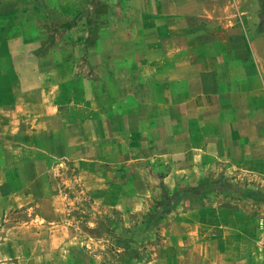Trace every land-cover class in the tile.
<instances>
[{
  "label": "rangeland",
  "instance_id": "rangeland-1",
  "mask_svg": "<svg viewBox=\"0 0 264 264\" xmlns=\"http://www.w3.org/2000/svg\"><path fill=\"white\" fill-rule=\"evenodd\" d=\"M6 1L0 13L14 18ZM64 1L73 10L55 11L45 25L36 7L21 5L17 15L30 16L31 30L46 36L45 49L59 46L69 58L77 48L79 75L98 81L108 74L117 82L113 95L117 85L128 96V131L141 134L122 144L112 136V158L88 176L106 199L85 193L71 162L54 167V186L65 196L61 222L71 237L33 251L47 249L43 264H264V0ZM73 30L79 37L71 38ZM201 65L212 74L219 66V85L205 81L222 96L255 78V101L239 104L240 118L231 116L238 104L219 110L213 99L201 107ZM190 74L188 99L196 103L187 114L179 101L189 94ZM170 91V119L129 117L136 116V94L162 104ZM208 109L225 117L206 118Z\"/></svg>",
  "mask_w": 264,
  "mask_h": 264
},
{
  "label": "crops",
  "instance_id": "crops-1",
  "mask_svg": "<svg viewBox=\"0 0 264 264\" xmlns=\"http://www.w3.org/2000/svg\"><path fill=\"white\" fill-rule=\"evenodd\" d=\"M34 1L28 7L21 5L41 10L39 23L43 25L54 21L47 16L52 17L55 11L68 13L65 9L72 7L73 10L75 6L64 0H42L39 5ZM6 3L15 17L0 13V264H43L47 249L39 251V255L38 251H33V246L58 248L71 237L61 222L65 216V196L54 186V167L71 162L77 168L78 181L83 184L85 193L94 199H106L108 194L100 193V186L88 182V176L95 177L97 163H106L112 158V136L115 135L116 143L122 144L129 134L138 136L141 131L136 129L129 133L127 93L122 88L118 92L115 85L117 92L113 95L114 85L108 74L100 75L98 81L79 75L74 63L77 48L73 47L69 58L63 56L67 52L59 46L45 49L46 36L32 31L35 28L29 26L30 16L17 15L23 14L24 8L19 1L7 0ZM20 22L23 26L19 28ZM73 37H79V30L72 31ZM199 71L205 82L201 85L206 89L200 90L198 95L201 107L213 99L219 110L225 102L238 104L233 109L236 114L231 116L240 118L239 104L255 101L254 77L245 81L246 86L237 84L239 90L222 96L218 90H208L205 81L213 79L212 86L219 85L222 81L217 74L219 66L214 74L203 65ZM189 77V94L179 101L184 103L181 109L187 114L186 109L192 108L189 104L196 103V98L188 99L193 93L191 74ZM139 94L136 99L130 98L136 113L130 118L141 123L145 116L160 120L161 114L167 113L163 119L175 115L171 111L175 92L170 91L166 103L162 104L153 95L151 101H144L138 98ZM144 112L152 114L144 116ZM214 112L215 109H208L203 115L209 119L225 117L208 114ZM113 119L117 122L116 131L112 128ZM88 167H92L91 172Z\"/></svg>",
  "mask_w": 264,
  "mask_h": 264
}]
</instances>
